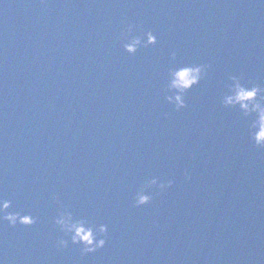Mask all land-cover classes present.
Masks as SVG:
<instances>
[{
	"label": "water",
	"instance_id": "1",
	"mask_svg": "<svg viewBox=\"0 0 264 264\" xmlns=\"http://www.w3.org/2000/svg\"><path fill=\"white\" fill-rule=\"evenodd\" d=\"M128 24L156 43L126 51ZM198 64L177 108L170 70ZM231 75L264 87V0H0V198L36 217L0 220V261L264 264V148L221 102ZM61 211L105 245L82 253Z\"/></svg>",
	"mask_w": 264,
	"mask_h": 264
},
{
	"label": "clouds",
	"instance_id": "2",
	"mask_svg": "<svg viewBox=\"0 0 264 264\" xmlns=\"http://www.w3.org/2000/svg\"><path fill=\"white\" fill-rule=\"evenodd\" d=\"M135 25L128 24L126 29L121 32V39L126 40L123 47L130 53H135L138 46L142 43L154 44L157 36L151 31H147L144 35L146 41L142 40L140 35H131ZM175 57V51L172 52ZM209 64L188 65L176 70H170L171 80L169 87L175 89L172 96L167 99L170 103H175L177 108L185 106L184 92L191 88L194 84L199 83L201 78L207 74ZM231 83L227 85L228 91L222 97V104L225 107L239 106L240 112L244 117H251L248 124V135L250 140L259 147L264 148V87L254 82H242V78L236 75L229 77ZM190 179V177H187ZM157 178L153 177L148 180L144 188L156 185ZM173 183L168 180L167 183L160 181L159 188L165 189ZM151 196L147 194L143 188L135 194V204L137 206L144 205L149 202ZM11 201L0 198V220H6L10 225L15 226L17 223L23 225H32L36 223V217L31 214H21L19 211L9 212ZM55 224L64 233V236L70 237L73 244L82 245L81 252L91 253L98 248H102L106 243L108 226L104 223H89L84 219L75 220L70 212L61 211L55 219ZM68 239L63 237L56 241L57 248H65L68 246ZM0 264H3L0 261Z\"/></svg>",
	"mask_w": 264,
	"mask_h": 264
}]
</instances>
